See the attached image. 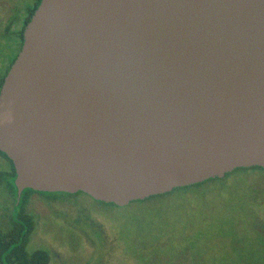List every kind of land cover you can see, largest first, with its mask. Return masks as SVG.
Wrapping results in <instances>:
<instances>
[{"label":"water","instance_id":"water-1","mask_svg":"<svg viewBox=\"0 0 264 264\" xmlns=\"http://www.w3.org/2000/svg\"><path fill=\"white\" fill-rule=\"evenodd\" d=\"M26 189L127 206L264 169V0H41L0 91Z\"/></svg>","mask_w":264,"mask_h":264},{"label":"rangeland","instance_id":"rangeland-1","mask_svg":"<svg viewBox=\"0 0 264 264\" xmlns=\"http://www.w3.org/2000/svg\"><path fill=\"white\" fill-rule=\"evenodd\" d=\"M35 1L0 0V79L17 52L10 45L11 35ZM9 166L2 156L0 169ZM256 173L248 184L241 181L246 176H238L239 181L223 191L209 192L204 207H191L174 197L118 206L86 194L63 203L35 194L28 205L37 221L28 249L49 250L51 264H209L213 251L231 243L233 236L222 234L220 227L207 228L202 220L206 213L213 225L225 224V229L241 236L264 230V171ZM14 207L13 195L0 185L3 229L9 227ZM204 248L207 256L196 259V249Z\"/></svg>","mask_w":264,"mask_h":264},{"label":"trees","instance_id":"trees-1","mask_svg":"<svg viewBox=\"0 0 264 264\" xmlns=\"http://www.w3.org/2000/svg\"><path fill=\"white\" fill-rule=\"evenodd\" d=\"M40 3L41 0H36L31 7L27 8L26 16L19 24L22 26H20V28L11 35L13 40L10 45H12V47H16L17 52L7 68V71L0 79V91L7 73L23 46L25 28L32 19V16ZM6 31L8 33L6 39H8L10 36V26L7 27ZM0 153L10 162L9 167L0 169V185H6L10 193L13 195L15 203V207L10 214L9 227L7 229H3L0 226V264H51V254L49 250L37 249L30 251L28 249L31 236L36 229L37 222L36 216L29 210L28 205L32 195L38 192L33 189H26L23 193L20 204L16 206L17 188L14 183L16 169L13 161L8 157V155L1 150ZM257 171H264V169L261 167L238 168L235 171L228 173L224 178H213L195 185L179 187L169 193L152 196L145 200H138L137 202H146L148 200L164 197H174L178 200L180 199L179 201L182 204L189 205L191 207H204L209 204V192L214 189L223 191L226 187L232 185V183H237L240 179L239 177L243 176H246L247 178L245 177L246 179L244 178L241 181L244 184H248L253 176H257ZM39 194L46 197V199L50 202L63 203L62 201H70L77 198L80 194L86 193L80 191L75 194L65 192H39ZM99 202L115 205L114 203ZM207 214L209 213H206V217L202 219L204 222H207L205 225L207 228H211L212 226L216 228L220 227L222 229V234L233 236L231 237V243L220 244V247L213 251L209 264H264V230L259 231V233L255 235L249 234L248 236H241L238 232L231 233L230 229H225V226H223L225 224L213 225L214 223L209 221ZM211 216L214 217L213 214ZM218 221L221 222L223 220L220 219ZM196 252L198 253V257L196 259L202 260L207 256L205 248L203 250L196 249Z\"/></svg>","mask_w":264,"mask_h":264},{"label":"flooded vegetation","instance_id":"flooded-vegetation-1","mask_svg":"<svg viewBox=\"0 0 264 264\" xmlns=\"http://www.w3.org/2000/svg\"><path fill=\"white\" fill-rule=\"evenodd\" d=\"M0 154H1V153H0ZM2 156H3V155L1 154L0 158H2ZM3 157H4V156H3ZM5 158H6V157H5ZM6 159H7V158H6ZM36 194L39 195V196H43V195H40L39 192L36 193ZM34 195H35V194H34ZM32 196H33V195H32ZM43 197H44V196H43ZM31 198H32V197H31ZM45 198H46V197H45ZM30 202H31V199H30ZM30 202H29V204H30ZM56 203H57V202H56ZM59 203H61V202H59Z\"/></svg>","mask_w":264,"mask_h":264}]
</instances>
